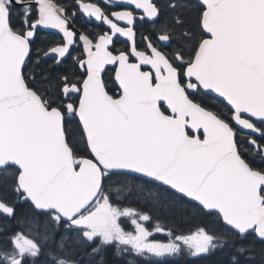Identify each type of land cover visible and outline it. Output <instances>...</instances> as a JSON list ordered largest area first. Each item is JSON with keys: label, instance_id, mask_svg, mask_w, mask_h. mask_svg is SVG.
I'll use <instances>...</instances> for the list:
<instances>
[{"label": "snow or ice", "instance_id": "1", "mask_svg": "<svg viewBox=\"0 0 264 264\" xmlns=\"http://www.w3.org/2000/svg\"><path fill=\"white\" fill-rule=\"evenodd\" d=\"M0 264H264V0H0Z\"/></svg>", "mask_w": 264, "mask_h": 264}, {"label": "flooded vegetation", "instance_id": "2", "mask_svg": "<svg viewBox=\"0 0 264 264\" xmlns=\"http://www.w3.org/2000/svg\"><path fill=\"white\" fill-rule=\"evenodd\" d=\"M66 2H70V0H66ZM82 22L83 21H81V23ZM89 27H90V30H94V28H92L91 26H89ZM111 74H112V69H109V71L105 74L106 79L110 78Z\"/></svg>", "mask_w": 264, "mask_h": 264}, {"label": "trees", "instance_id": "3", "mask_svg": "<svg viewBox=\"0 0 264 264\" xmlns=\"http://www.w3.org/2000/svg\"><path fill=\"white\" fill-rule=\"evenodd\" d=\"M155 239H159V240H165L164 236L161 235H157L156 237H154Z\"/></svg>", "mask_w": 264, "mask_h": 264}]
</instances>
